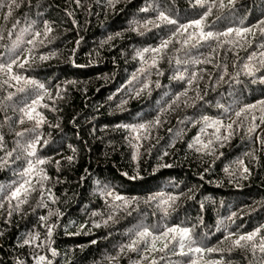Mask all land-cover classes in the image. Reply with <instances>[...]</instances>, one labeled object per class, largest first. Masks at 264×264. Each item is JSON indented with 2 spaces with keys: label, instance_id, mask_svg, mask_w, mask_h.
I'll return each mask as SVG.
<instances>
[{
  "label": "trees",
  "instance_id": "16d2710c",
  "mask_svg": "<svg viewBox=\"0 0 264 264\" xmlns=\"http://www.w3.org/2000/svg\"><path fill=\"white\" fill-rule=\"evenodd\" d=\"M211 4L0 0V63L27 60L23 68L13 65V73L48 93L0 73V264H37L38 256L51 264H264L258 247L225 240L257 228L255 243L264 237V0H223V8L216 0L204 31H252L197 43L200 29L180 25L200 19ZM160 13L176 23L161 22ZM165 40L167 48L150 51ZM39 95L43 125L26 117L20 123L21 109ZM247 105L256 107L237 117ZM253 123L258 127L249 133ZM37 159L47 161L36 169L49 179L22 175ZM25 180L31 182L26 197L22 191L12 198ZM169 196L177 199L163 204ZM176 225L192 229L191 247L205 251L181 255L173 241L161 252L164 240L157 251L143 242L136 251L126 247L145 227L158 235Z\"/></svg>",
  "mask_w": 264,
  "mask_h": 264
},
{
  "label": "snow or ice",
  "instance_id": "6c2138e0",
  "mask_svg": "<svg viewBox=\"0 0 264 264\" xmlns=\"http://www.w3.org/2000/svg\"><path fill=\"white\" fill-rule=\"evenodd\" d=\"M110 2H111V0H110ZM232 2H233V0H229L230 4ZM11 3L14 5L15 0H11ZM77 3H79V0H77ZM196 4L200 5L201 7H205L206 6V0H196ZM215 6H216V0H212L211 6L207 7V11L200 17V19L193 20L190 24H187V25H180V29L187 31L188 28L193 27V26H196L197 28H199L200 33H199V38H198L197 43H199L200 41H208V40H212V39H217L219 36L227 37L233 32L235 33V35L237 37H242L243 34L250 33L252 31V29H250V28H242V29L228 28L226 32L219 33V34H214L211 31H204V25H205L206 18L208 15L211 14L212 7H215ZM219 6L221 8H223L225 6L223 4V0H220ZM158 19L161 22H165L168 24H175L176 23L175 20H172L170 17L166 16L164 13H160L158 16ZM147 23H153V22L148 21ZM261 24H264V21H262ZM156 26L158 27L159 25L157 24ZM144 27H147V24H145ZM51 31H52V28L46 23L44 35L47 36V34L51 33ZM261 31L264 32V28H261ZM116 35L119 36L120 34L117 33ZM40 36H41V33H39V32L35 33L36 38H39ZM109 39H112V37H109ZM28 43L34 44V40H29ZM41 43H42V41H41ZM169 43H170L169 40H165L161 43L159 48H154V49H151L150 51L156 52V53L161 52L163 49L167 48ZM144 51H149V49H145ZM261 55L264 56V53H261ZM40 59L47 60V59H49V57L48 56H41ZM26 63H27V60H25L24 62H18L17 59H11L6 63H0V73L9 74L10 79L17 81V82H19L23 79V81L26 85H28V84L34 85L38 89L44 90V95H48L47 90L45 89V86L43 84H38L36 81L29 80L27 78L21 77L18 74L13 73V65H17L18 67L23 68V67H25ZM155 63H156V61L153 60V64H155ZM245 68L248 69V72H247L248 75L254 74L248 65H245ZM180 78L182 79L183 77H180ZM133 79H135V77H133ZM8 82H9L8 80H5L4 84H7ZM189 82L191 83V81H189ZM147 86L148 85H145V87H147ZM18 91H24V89L20 88V89H18ZM44 95H39L37 97V99L32 101L31 105H28L26 108L21 109V112L23 113V117L20 119V123H23L24 118L26 117L28 120H35L37 128L43 125V123L45 122V117L43 116L42 113L37 111L36 106L41 104V102L44 99ZM49 98L51 99V96H49ZM8 99H11V95H9ZM260 104L264 105V101H261ZM43 106L48 107V105H46V104ZM255 107H256V105H247L245 108H242L240 110V112H237L236 116L240 117L243 112L251 110ZM262 111H264V109H262ZM252 119L254 121L256 119V117L253 116ZM260 121H261V123H264V115H262L260 117ZM156 122L159 123V120L157 119ZM216 123L219 124L220 122H216ZM125 127H127V126H125ZM226 127L228 129H231L232 124H228V125H226ZM257 127H258V125L253 123L252 126L249 127V129H248L249 133L255 132ZM140 128L144 129V128H146V126L140 125ZM35 130L36 129L33 128L30 130H26V131H35ZM132 130L137 131V129H135V128H133ZM17 135L22 136L23 133L22 132L17 133ZM40 139H41L40 137H37L35 140L32 141V143H30L28 145V147L30 149V151H29L30 156L36 155V147H37V144L40 143ZM217 139H219V137H217ZM225 139H227V137H225ZM2 141H3V136H0V148L3 147ZM262 142H264V140H262ZM43 143L46 145L48 143V141L44 140ZM210 145H211V141H209V143L205 144L203 147L207 149L210 147ZM11 155H12L11 152L7 153L8 157H11ZM68 159L71 160L72 157H69ZM46 162L47 161H45L43 159H37L35 161V164H33L32 162H29L27 169L24 170L22 175L29 176V175L33 174L34 172H37L40 180L49 179V177H47L46 173H44L43 169H39L38 171L36 169V165H43ZM240 163L242 164L243 162L241 161ZM226 171H227V169H226ZM243 172L247 173L248 169L245 167L243 169ZM25 185H28V187H25ZM30 187H31V182L28 180H25L24 183L20 184L18 187L15 188V190L12 193V198H14V199L18 198L22 191L25 193V197H26ZM33 190H35V189H33ZM41 194H43V193H41ZM104 194L107 196L113 197L115 201H121L124 205H127L128 203H130L129 200H127L126 198H124L118 194H115L112 191H106ZM149 199L155 200L156 196L149 197ZM176 199H177L176 196H169L168 199L163 200V204L168 205L170 201H175ZM21 202H26V199L21 200ZM117 207H119V205H117ZM165 212L167 213V208H165ZM10 214L11 213H9V215ZM49 215H52V213H49ZM94 215H95V213H94ZM234 215H235V213H233V216ZM41 219L43 220V219H45V217H41ZM109 219H112V217L109 216ZM105 223H107V221H105ZM99 226H100L99 224L96 225V227H99ZM262 227H264V226H262ZM48 231H49V235H50L52 228L49 227ZM260 231H261V228H257L255 231L247 233L245 235H240V236L236 237L235 239H232L233 234L229 233V235L225 237V240H232V245L234 247L245 248V247L251 246L253 249L258 247L261 252H264V237H261L259 244L255 243V238L258 236ZM135 235H136V238L133 239L131 241V243H129L126 246L131 251H136L138 246L142 242L145 244L150 243V248L146 249L147 251H157L156 243H157V241H161V240L165 241L163 247L158 249L161 252L164 251V249L168 248L169 244H171L173 241H176L179 244L181 255H188L189 253H203L205 251V249L201 248V247H195V248L191 247V243H193L192 229L187 228V227H181L179 225H176L173 227H167L163 231H160L158 235L154 234L147 227H145L142 230L137 231ZM169 237H171V238L168 239ZM149 238H151L150 241H149ZM35 239H37V235H33L29 239H25L24 244H31ZM186 242L189 244L187 252L184 251ZM121 250L123 251V249H121ZM206 250L208 252L219 251V249H215V248H208ZM52 254L56 255V252L54 249H52ZM45 262H46V264H51V261L47 260V258L45 256H38L37 257V264H45ZM151 264H156L155 260H153L151 262ZM192 264H199V262L194 260V261H192ZM211 264H221V262L220 261H212Z\"/></svg>",
  "mask_w": 264,
  "mask_h": 264
}]
</instances>
